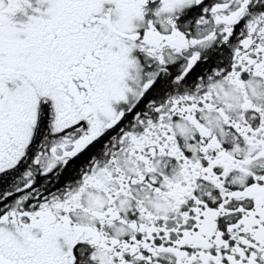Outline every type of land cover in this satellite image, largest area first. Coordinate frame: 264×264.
Instances as JSON below:
<instances>
[{
    "label": "snow or ice",
    "instance_id": "snow-or-ice-1",
    "mask_svg": "<svg viewBox=\"0 0 264 264\" xmlns=\"http://www.w3.org/2000/svg\"><path fill=\"white\" fill-rule=\"evenodd\" d=\"M0 264H264V0H0Z\"/></svg>",
    "mask_w": 264,
    "mask_h": 264
}]
</instances>
